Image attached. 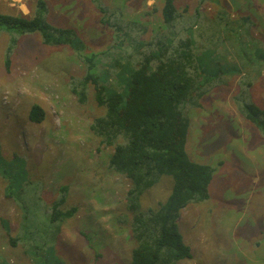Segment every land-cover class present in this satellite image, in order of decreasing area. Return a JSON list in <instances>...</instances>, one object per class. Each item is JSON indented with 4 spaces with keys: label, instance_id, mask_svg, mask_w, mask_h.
<instances>
[{
    "label": "rangeland",
    "instance_id": "374dc122",
    "mask_svg": "<svg viewBox=\"0 0 264 264\" xmlns=\"http://www.w3.org/2000/svg\"><path fill=\"white\" fill-rule=\"evenodd\" d=\"M36 1L0 0V14L29 17ZM43 2L47 22L72 29L76 40L73 48L49 47L38 32L22 35L0 26V264H129L135 244L120 219L128 215L129 181L108 169L112 150L89 129L104 113L93 88L79 104L69 83L84 74L78 53L93 54L95 66L108 68L102 84L124 92L135 65L123 53L132 45H113L96 5L122 9L117 23L129 25L127 43L138 41L143 28L141 39L148 40L162 27L159 11L148 13L153 6L159 10L162 0ZM173 2L179 10L188 7L192 18L197 0ZM200 11L198 63L217 86L201 97L199 108L184 109L190 119L186 152L214 175L209 200L180 212L177 227L191 258L178 264H264V133L239 111L248 103L264 110V0H205ZM32 104L45 111L40 124L28 119ZM171 185L161 177L141 198L142 209L165 201ZM63 186L62 209L76 211L58 227L49 213ZM17 195L26 215L14 202ZM17 235V245L10 246Z\"/></svg>",
    "mask_w": 264,
    "mask_h": 264
},
{
    "label": "trees",
    "instance_id": "16d2710c",
    "mask_svg": "<svg viewBox=\"0 0 264 264\" xmlns=\"http://www.w3.org/2000/svg\"><path fill=\"white\" fill-rule=\"evenodd\" d=\"M204 1L197 0L192 18L187 19L188 7L179 10L173 0H162L159 10L153 6L148 12L159 11L162 27L148 40L141 39L148 30L143 28L137 34L138 41L133 39L127 43L125 41L132 37L130 27L117 23L118 18L123 17L122 9L115 5H96L101 14L100 24L113 32V45L118 47L131 43L132 49H126L123 57L135 67L127 73L124 92H117L112 85L102 84L107 79L105 69L108 68L95 66V55L79 52L78 57L85 66L84 74L69 83L79 104L87 102L88 89L93 88L96 106L103 108L104 113L92 120L89 129L98 138L100 146L112 150L108 169L129 181L124 198L128 215L120 217L128 224L135 244L129 264H178L190 259V248L183 241L177 221L182 209L209 200L214 169L190 160L186 152L190 119L184 111L186 106L199 108L201 97L217 86L212 77L204 75L197 57L198 20ZM91 2L95 5V0ZM35 7L29 17L0 14V26L22 35L38 32L45 46L73 48L76 40L74 31L51 26L45 17L47 9L43 0H37ZM117 13L120 14L118 17ZM14 45L15 40L12 39L8 53ZM5 68L9 69L8 58ZM239 111L264 133L263 109L248 103L239 107ZM44 118L43 108L32 104L28 110L29 121L40 124ZM163 176L172 181L167 199L159 202L156 208L143 210L141 198ZM67 190L68 187H61L58 198L50 206V222L58 227L76 211L75 208L62 209ZM21 199L22 196L17 195L14 202L26 215L27 205ZM18 237L9 238L10 246L17 245ZM56 264L64 263L59 261Z\"/></svg>",
    "mask_w": 264,
    "mask_h": 264
}]
</instances>
